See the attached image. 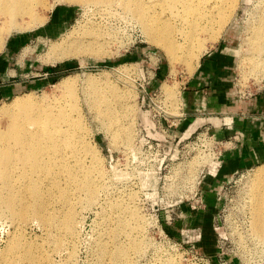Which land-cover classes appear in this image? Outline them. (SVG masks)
I'll return each instance as SVG.
<instances>
[{"label":"rangeland","instance_id":"374dc122","mask_svg":"<svg viewBox=\"0 0 264 264\" xmlns=\"http://www.w3.org/2000/svg\"><path fill=\"white\" fill-rule=\"evenodd\" d=\"M262 1L239 0L216 38L210 31L217 30V22L209 32H201L206 49L197 58L173 63L159 44L148 40L137 17L122 3L110 6L115 12L109 13L106 6L92 1L47 0L48 8L38 6L44 24L33 28L23 21L21 30L5 35L0 57L12 40H20L8 67L19 72L22 66L24 73L21 84L14 76L0 81L2 87L11 85L0 106L26 93L41 102L62 99L65 114L80 122L75 134L81 155L65 158L62 164L67 167L59 163L62 168H57L55 179L67 191L70 205L53 188L52 175L36 176L43 184L47 210L64 212L73 207L72 241L65 244L63 230L45 226L35 216L21 219L2 210L0 264L16 260L6 259L13 240H19L20 247L33 245L42 264H120L102 252L104 247L115 250L118 244L131 248L121 264H264V240H258L252 224L256 213L252 200L255 190L264 184L257 179L264 161L240 168L219 187H208L207 177L199 183L198 175L202 168L207 176L217 175L224 153L212 129L229 124L232 112L194 116L188 128L179 132L182 87L215 49L232 57L237 99L249 101L263 95L264 67L253 66L252 58L249 63L242 60L249 28L256 27L262 17ZM93 33L104 47L102 53H62L61 57L51 50L71 40L87 42ZM68 79L71 84L66 87ZM167 84L175 88L176 96L165 90ZM113 91L121 94L120 100ZM123 104L129 106L125 114ZM105 113L116 117L117 124ZM198 119V128L186 139V131ZM6 122L1 118L2 127ZM169 124H173L168 127L171 131ZM127 126L131 129L128 139L124 134ZM115 129L119 135L114 134ZM67 169L79 177L89 170L95 193L82 191ZM15 184L26 202L29 196L23 191V180ZM54 238L63 243L55 244ZM133 241L137 244H131ZM14 264L27 263L18 260Z\"/></svg>","mask_w":264,"mask_h":264},{"label":"bare ground","instance_id":"6f19581e","mask_svg":"<svg viewBox=\"0 0 264 264\" xmlns=\"http://www.w3.org/2000/svg\"><path fill=\"white\" fill-rule=\"evenodd\" d=\"M71 1H92L106 6L105 10L109 13L115 12V8L110 6L122 3L126 11L132 12L137 17L148 40L159 44L166 51L172 63L177 62V60L185 61L187 57L189 59L197 58L202 49H206V40L201 37V32L206 30L209 32L210 29H213L211 25L217 22L215 24L218 26L217 30L215 28L212 30L213 32L210 31V34L215 37L218 31L220 32L225 28L239 3V0ZM47 3V0H0V47L6 34L8 36L13 30H21L23 21H25V25L33 26V28L41 23L44 24V17L38 12V6L42 7L41 9L48 8ZM252 27H247L250 29V36L246 37L247 40L245 39L246 50L243 48L245 54L242 60L244 63H249L252 58L253 66L259 67L261 65L264 67V6L261 19L256 27ZM209 36L212 37V35ZM214 37L212 39L216 38ZM51 50L55 54L65 53L68 56L71 53L77 55V53L81 54L82 52H93L94 54L96 51L99 53L101 51L102 53L104 47L98 43L97 35L93 33V37L87 42L71 40L63 44H56ZM252 51H254L253 56H251ZM62 55L61 57H64ZM186 62L188 64L189 60ZM64 83L66 87L71 84L69 79ZM113 88L119 90L120 87L114 85ZM166 89L171 95L176 96L174 87L168 85ZM113 93H115L116 99L120 100L121 94L115 91ZM61 102L62 99H56L55 102H41L31 93H26V95L15 96L12 103L8 105L0 106V120L4 117L7 121L5 127H2L0 123V211L4 210L21 219L31 215L35 216L43 225L63 230L65 232V244L68 245L75 236L74 209L70 207L64 212L47 210V198L44 194L42 181L36 179L37 175L48 178L52 175L53 188L59 189L63 199L61 201L67 202L69 205L72 203L71 200H68L67 191L61 187L59 180L55 178L58 172L57 168L61 167L58 165L59 163L63 167H67L62 164L66 161L65 158L81 155V145L75 134V127L80 122L73 119L68 113L65 114L67 109ZM128 107L127 104H123L124 114L128 112ZM104 116L114 121L112 122L113 125L117 124L118 120L113 115L108 116L105 113ZM115 130L114 134L119 135V130ZM124 134L127 139L130 138L131 129L128 126L124 129ZM77 142L78 144H76ZM68 174L73 181L79 184L82 191L88 195L95 193V183L89 170L84 171L83 177L73 175L70 170H68ZM257 179L260 184L264 182V164L259 168ZM16 180H23V191L29 196L26 202L23 198L25 196L15 184ZM259 187L260 189L255 190V198L252 200L253 210L256 212L252 215V224L258 240H264V184ZM53 206L52 204L51 208ZM134 214L138 220L136 213ZM134 214L131 212L133 218H135ZM2 215L0 212V216ZM140 221L141 226H143V220ZM115 233L112 234L114 238L117 237ZM54 241L57 245L63 243L61 238H54ZM131 244H137V242L133 241ZM122 245L124 244H118L115 250L104 247L102 252L104 255H110L121 264V260H125L131 251L129 246ZM20 246L19 240H13L11 244L9 243V247L6 249V259L9 262L16 259L11 264L18 260L25 261L27 264H42L37 260L33 245Z\"/></svg>","mask_w":264,"mask_h":264},{"label":"crops","instance_id":"0c3cea01","mask_svg":"<svg viewBox=\"0 0 264 264\" xmlns=\"http://www.w3.org/2000/svg\"><path fill=\"white\" fill-rule=\"evenodd\" d=\"M11 42L8 50L0 57V81L14 76L19 79L16 83L21 84L24 73L22 66L19 72L8 67L21 41ZM233 68L232 57L215 49L200 61L195 73L182 87L184 110L179 132L188 128L194 116L232 112L229 124L222 123L215 130L212 129L222 141L224 153L218 174L206 176L205 183L208 187H219L240 168L264 161V93L249 101L237 99V90L232 80ZM5 87L0 86V100L11 92V85ZM214 121L216 124L220 123L218 119ZM200 122L201 119L196 120L186 131L185 137L192 134ZM172 125H167V128ZM168 130L171 131L169 128Z\"/></svg>","mask_w":264,"mask_h":264},{"label":"built area","instance_id":"2783aa9c","mask_svg":"<svg viewBox=\"0 0 264 264\" xmlns=\"http://www.w3.org/2000/svg\"><path fill=\"white\" fill-rule=\"evenodd\" d=\"M193 133H195V132H193ZM207 134L209 133L208 131L206 132ZM191 135L192 134H190L186 139H189L190 137H191ZM201 135V134H200ZM218 143L219 144H222V141H218ZM221 152H219V154H220ZM219 158H220V156H219ZM219 158H218V160H219ZM208 173H210V171H209V169H208ZM207 175L204 173V168H202V170H201V173L198 175V178L197 179H199V183H201L202 181H203V179L206 177ZM199 193V192H198ZM197 193V194H198Z\"/></svg>","mask_w":264,"mask_h":264}]
</instances>
